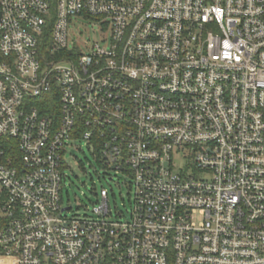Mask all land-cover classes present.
I'll list each match as a JSON object with an SVG mask.
<instances>
[{
    "label": "built area",
    "instance_id": "obj_1",
    "mask_svg": "<svg viewBox=\"0 0 264 264\" xmlns=\"http://www.w3.org/2000/svg\"><path fill=\"white\" fill-rule=\"evenodd\" d=\"M83 145L127 213L68 214ZM0 264H264V0H0Z\"/></svg>",
    "mask_w": 264,
    "mask_h": 264
},
{
    "label": "rangeland",
    "instance_id": "obj_2",
    "mask_svg": "<svg viewBox=\"0 0 264 264\" xmlns=\"http://www.w3.org/2000/svg\"><path fill=\"white\" fill-rule=\"evenodd\" d=\"M109 34L102 24L83 15H76L70 19L68 48L82 53L90 51L95 43H106ZM66 158L68 166L65 168L66 180L63 193V206H71L69 215H91L98 205V195L102 188L109 191L111 217H118V213H127L134 201V189L130 179L104 167L97 161L83 145L70 149ZM113 177V179H110Z\"/></svg>",
    "mask_w": 264,
    "mask_h": 264
},
{
    "label": "trees",
    "instance_id": "obj_3",
    "mask_svg": "<svg viewBox=\"0 0 264 264\" xmlns=\"http://www.w3.org/2000/svg\"><path fill=\"white\" fill-rule=\"evenodd\" d=\"M42 42L40 45V49H41V57H46L47 56V49L49 47V40L51 39L50 35H45L42 37Z\"/></svg>",
    "mask_w": 264,
    "mask_h": 264
}]
</instances>
